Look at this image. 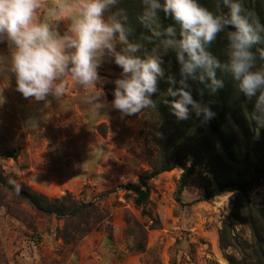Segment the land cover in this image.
<instances>
[{"label": "rangeland", "instance_id": "1", "mask_svg": "<svg viewBox=\"0 0 264 264\" xmlns=\"http://www.w3.org/2000/svg\"><path fill=\"white\" fill-rule=\"evenodd\" d=\"M208 3L215 10V0ZM245 6L264 21V0H245ZM68 25L58 23L61 34ZM225 43L223 35L218 37L213 53L223 58ZM10 55L7 41L0 43L4 176L52 199L71 195L77 203H93L108 218L85 237L71 235L65 242L69 228L75 235L77 221L43 216L0 191L5 203L0 204V264H229L227 256L240 259L244 248L250 251L247 245L254 243V236L248 216L259 217L264 211V176L259 174L247 193L226 191L202 201L204 180L216 183L215 165L220 162L229 170L231 163L212 136L205 134L202 147L199 139L183 130L170 105L161 104L160 99L169 96L168 86L151 97L155 108L124 117L111 107L114 81L121 78L122 69L105 57L98 68L97 89L84 91L69 83L61 100L50 95L37 101L17 91L7 64ZM161 55L163 62L173 61L171 54ZM236 94L243 118L253 125L247 115L252 102ZM86 95L101 96L105 107L94 111L84 103ZM228 126L245 153L241 131ZM256 134L264 142V129ZM204 150L207 153L202 154ZM178 160L192 174L181 201L180 166L149 182L152 194L146 205L138 206L136 195L123 188L141 186L142 174ZM234 238L238 246L232 244Z\"/></svg>", "mask_w": 264, "mask_h": 264}, {"label": "clouds", "instance_id": "2", "mask_svg": "<svg viewBox=\"0 0 264 264\" xmlns=\"http://www.w3.org/2000/svg\"><path fill=\"white\" fill-rule=\"evenodd\" d=\"M121 0H0V43L7 41V60L17 91L25 98L61 100L69 83L81 90L97 89L98 68L108 57L122 69L114 81L111 107L122 116H134L155 108L151 98L163 78L162 55L174 54L180 65L179 79L168 78L170 107L180 120L194 114L202 123L215 113L203 99L194 98V85L215 94L229 76L238 93L253 108L248 118L264 129V21L245 6V0H215V10L200 0H142L140 22L158 45L149 51L130 39L127 10ZM113 9H115L113 11ZM163 17L175 25L165 26ZM68 21L67 31L58 23ZM234 29V30H230ZM221 35L223 59L211 51ZM119 48V50H117ZM101 96L86 95L84 103L98 112ZM0 103H3L0 98Z\"/></svg>", "mask_w": 264, "mask_h": 264}, {"label": "trees", "instance_id": "3", "mask_svg": "<svg viewBox=\"0 0 264 264\" xmlns=\"http://www.w3.org/2000/svg\"><path fill=\"white\" fill-rule=\"evenodd\" d=\"M200 2L206 7L210 6L208 0H200ZM119 7L127 10L129 26L132 29L130 39L145 44L149 51L156 47L159 42L151 41V32L139 20L143 8L142 0H121ZM162 18L166 27L175 25V21L171 17H163L162 14ZM214 48L212 47L211 51H217V47L214 46ZM260 48H262L260 45L256 46V50ZM220 58L223 59L221 56ZM171 59L173 61L170 64L164 61L161 65L164 76L158 81V93L159 89L163 86L165 88L167 86L171 87L168 82L170 76L179 79L180 65L174 54H171ZM218 78L224 79L225 86L215 94L204 90L203 97H201L200 90L203 86L194 85V98L197 100L203 99L215 113L214 118L208 123H202L200 119L192 114L187 120H180V125L183 130L192 133L194 139H199L202 147L206 146L205 134L208 133V135L212 136L217 141L224 157L231 163V169L229 170H226L220 162L215 165L214 174L216 183L211 185L209 181L204 180V196L201 199L202 201H211L226 191H241L247 193L250 185L257 180V176L259 174L264 176V142L256 134L257 129L255 123L253 122V125L250 123L247 124L243 118L242 105L237 98L236 92L238 91L235 83L229 76L219 72ZM163 93L161 91L159 96H163ZM172 99L174 100L175 98L167 96L166 94L160 101L162 105L163 103L164 105H170L173 101ZM228 125H232L241 131L242 139L245 143V153L244 148L231 135ZM203 153H207L206 150ZM176 166L184 169L177 192L178 200L181 201L180 196L188 186L192 175L190 168L181 160L176 161L173 165L162 164L159 167L153 168L151 172L142 174L140 176L141 186L139 187L130 184L123 188L136 195L135 201L138 206L146 205L149 203L152 194L149 182L156 179L162 173L174 170ZM226 173H229V175L227 176ZM0 191H5L7 196L10 195L14 200L29 206L33 211L43 216H57L59 218H68L69 220L77 221L78 225L75 227V235L72 234L71 228H69V233L67 232L63 237L65 242H67L71 235L74 237H85L94 230L101 228L107 222V215L103 211H100L95 204L77 203L71 195H67L62 200L52 199L36 192L29 186L15 185L4 176L1 167ZM113 192L111 191L107 195ZM2 203L4 202L0 200V204ZM248 218V222L253 230L254 243L250 246L247 245L250 251H246V248H244L240 259L234 256H227L229 264H264V228L261 227L262 225L264 226V211L259 213V217H254V215L250 214ZM234 243L236 246L240 244L236 238L233 239L232 244Z\"/></svg>", "mask_w": 264, "mask_h": 264}]
</instances>
